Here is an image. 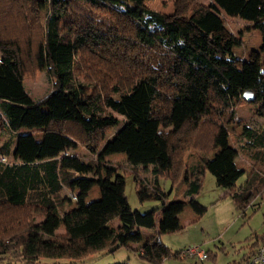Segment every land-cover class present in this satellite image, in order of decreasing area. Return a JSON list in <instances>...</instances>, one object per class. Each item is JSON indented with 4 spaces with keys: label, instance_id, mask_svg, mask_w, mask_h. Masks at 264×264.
<instances>
[{
    "label": "trees",
    "instance_id": "1",
    "mask_svg": "<svg viewBox=\"0 0 264 264\" xmlns=\"http://www.w3.org/2000/svg\"><path fill=\"white\" fill-rule=\"evenodd\" d=\"M0 1L6 2L4 23L25 25L19 34H0V125L11 132L0 145V264H36L42 257L79 261L128 242H140L138 255L151 264L188 256L172 254L159 235L178 229L176 216L187 204L204 213L192 196L205 171L218 186H235L230 196L242 213L255 207V197L264 194L262 172L246 175L236 187L245 171L234 163L237 151L225 125L235 122V97L241 99L244 90L253 91L252 103L264 116V57L233 56L239 40L225 33L217 11L199 0H178L172 14L141 0ZM216 1L253 23L264 52V0ZM28 12L45 18L36 40ZM90 65L97 84L80 80L82 67ZM33 69L45 70L52 83L38 101L23 84ZM242 126L239 150L264 171V126ZM100 143L94 160L68 152L76 144L95 150ZM190 150L198 153L193 169L185 164ZM113 152H126L130 164L150 166L153 179L140 195L162 201L158 225L156 210L130 207L122 171L105 161ZM160 177L171 187L185 186L189 199L165 204ZM93 186L99 198L83 202ZM73 189L82 194L64 192ZM69 198L76 204L66 208ZM36 214L41 220L35 221ZM141 228L154 233L143 240ZM261 242L264 236L238 264H246Z\"/></svg>",
    "mask_w": 264,
    "mask_h": 264
},
{
    "label": "rangeland",
    "instance_id": "2",
    "mask_svg": "<svg viewBox=\"0 0 264 264\" xmlns=\"http://www.w3.org/2000/svg\"><path fill=\"white\" fill-rule=\"evenodd\" d=\"M141 1L149 9L165 14L174 13L178 7V0ZM199 2L209 5L213 11H217L224 21L225 33L232 34V36H235L239 40L238 46L232 48L233 56L241 59L249 58L252 54L259 58L264 57V52H261V32L252 27L253 23L251 21L242 18L239 14L225 12L216 0H199ZM5 3V1H0V15L6 14L3 9ZM131 6L129 5V7ZM10 7V5H6L7 10ZM28 13L31 17L29 16L30 19L27 22L32 26L29 31L32 33L33 40H36L40 38L39 33L44 29L45 18L43 15L35 16L30 12ZM97 14H100V12H97ZM24 26H12L10 22L4 23L0 16V34L13 36L21 33V30L25 29ZM85 63L87 64V62ZM89 63L92 66L99 64L94 60H90ZM91 65L90 69H87L86 66L82 67L83 74H80L82 76L80 80L97 84V79L94 76L96 73H92ZM23 79L24 89L34 101L43 99L52 88L51 80L45 70L33 69L27 72ZM234 102L235 122L227 123L225 128L228 134L229 145L237 151L236 167H241L245 171L236 180L235 185L238 187L244 182L246 175L252 174L253 172L261 171L262 178H264V171L239 150V144L243 141L242 125L246 124L254 129L262 127L264 126V116L257 114V106L252 101L247 102L242 98L235 97ZM119 119L123 120L122 117H119ZM1 127L0 125V145L11 137V132ZM25 130L31 131L35 138H39L40 136V132L34 129H21V131ZM114 131L115 128L107 130L103 135V141L109 139ZM100 148L101 143L95 150L94 148L89 149L86 146L76 144L75 148L69 149L68 152L74 154L80 160L87 161L94 160ZM10 161L11 158H6L5 162ZM105 161L119 166L122 171V175L124 176V193L132 209H137L142 213L156 210L154 216L156 212L161 210L162 201L160 199L151 197L143 198L141 196L143 194V184L153 179L150 166L130 164L126 152L110 153L105 157ZM185 164L189 169L197 166L198 153L195 150L187 152L185 155ZM159 184L165 194V204L172 202L176 194H181V200L185 201L186 198H183L185 193L183 188L185 186L171 187L170 182L162 177L159 178ZM97 188L99 187L93 186L90 190L86 191L82 201L86 203L98 199L100 194L97 193ZM234 188L228 189L218 186L215 177L210 172L205 171L201 179L199 192L192 196L199 205L203 206L204 213L199 215L192 211L190 205H187L176 216L178 229L161 233L159 238L170 249L172 254H180L181 251L183 252L190 246H196L207 251L209 256L203 260H199L191 254L184 257L170 256L164 259L161 264H238L243 261V257L248 253L250 246L260 241L261 237L264 236V202H261V200L264 201V194H258L257 197L254 196L256 198L253 203L255 207L248 206L244 213H242V210L235 206L230 196ZM64 192L73 194L70 197L74 196V194L76 196L82 194L79 189L65 190ZM262 192H264V189H262ZM75 204L76 201L69 198L66 208H70ZM159 212L162 217L163 209ZM41 218V216L35 215V221H39ZM156 223L159 222L156 221ZM112 225L117 227L119 225L118 220L115 219ZM62 231L63 227L60 225L57 232ZM153 233V231L143 229V240ZM139 245L140 242H128L127 245H121L113 251L103 249L79 261H70L66 258L54 259L42 257L36 264H151L138 255Z\"/></svg>",
    "mask_w": 264,
    "mask_h": 264
},
{
    "label": "built area",
    "instance_id": "3",
    "mask_svg": "<svg viewBox=\"0 0 264 264\" xmlns=\"http://www.w3.org/2000/svg\"><path fill=\"white\" fill-rule=\"evenodd\" d=\"M2 160V158H0ZM74 198V196H72ZM183 255H195L199 259L206 258V251L196 246H190L182 252ZM246 264H264V242L256 249L255 253Z\"/></svg>",
    "mask_w": 264,
    "mask_h": 264
},
{
    "label": "crops",
    "instance_id": "4",
    "mask_svg": "<svg viewBox=\"0 0 264 264\" xmlns=\"http://www.w3.org/2000/svg\"><path fill=\"white\" fill-rule=\"evenodd\" d=\"M26 131V130H25ZM234 163H235V165H237L236 164V157L234 158ZM147 167H149V166H147ZM237 168H239V169H243V168H241V167H237ZM184 189V188H183ZM179 192H180V190H179ZM178 192V193H179ZM97 193H99V189L97 188ZM180 196H182L181 194H176L175 196H174V199L173 200H181L182 199V197H180ZM184 198V197H183ZM189 199V197H187L186 199H185V201H187ZM188 205V204H187ZM187 205H185L184 207H186ZM183 207V208H184ZM191 207V206H190ZM191 209H192V207H191ZM162 210V209H161ZM161 210H159V211H161ZM183 210V209H182ZM158 211V212H159ZM192 211L193 212H195L193 209H192ZM158 212H156V214H155V223H156V221L157 222H159V220H160V218H161V214H160V212L158 213ZM156 225H158V223H156ZM141 230L143 231V228H141Z\"/></svg>",
    "mask_w": 264,
    "mask_h": 264
},
{
    "label": "water",
    "instance_id": "5",
    "mask_svg": "<svg viewBox=\"0 0 264 264\" xmlns=\"http://www.w3.org/2000/svg\"><path fill=\"white\" fill-rule=\"evenodd\" d=\"M242 99L250 102L254 99V93L252 90H244L242 93Z\"/></svg>",
    "mask_w": 264,
    "mask_h": 264
}]
</instances>
